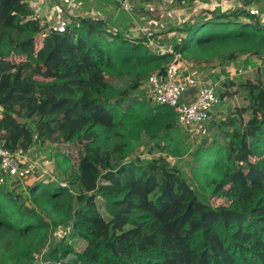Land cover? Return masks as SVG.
<instances>
[{
	"label": "trees",
	"instance_id": "1",
	"mask_svg": "<svg viewBox=\"0 0 264 264\" xmlns=\"http://www.w3.org/2000/svg\"><path fill=\"white\" fill-rule=\"evenodd\" d=\"M249 19L181 22L185 37L157 54L145 41H107L90 18L46 31L25 0H0V147H54L64 183L21 195L0 178V264H34L36 253L39 264H264V80L222 84L220 101L240 95L244 105L213 120L217 137L195 152L194 182L224 204L202 201L164 157L128 161L143 137L172 154L191 150L169 106L133 94L174 53L197 68L213 54H264V26ZM124 77L127 88L110 82ZM74 240L86 243L81 252Z\"/></svg>",
	"mask_w": 264,
	"mask_h": 264
},
{
	"label": "rangeland",
	"instance_id": "2",
	"mask_svg": "<svg viewBox=\"0 0 264 264\" xmlns=\"http://www.w3.org/2000/svg\"><path fill=\"white\" fill-rule=\"evenodd\" d=\"M169 1V0H168ZM243 1V0H242ZM257 0L253 1H247L246 3L249 4L250 2H256ZM264 0H259L257 2H261ZM129 2L132 4V8L135 9H146L147 6L151 7L156 6V8L161 7L162 9L160 10V13H155L154 11H149L151 14L149 15L148 19L146 21H155L158 22L161 21L162 23L165 24L166 22V15L169 14L170 10L172 8H182L185 10V16L187 18L182 21L185 22L187 26H193L195 27L196 25L203 24L208 21H215L218 19H223V20H233L237 19L240 22H249V18L252 19V21L256 22L259 26H264V17H262V10L259 13L258 16H248L245 13H240V10L237 9H230L227 12L221 11L219 9V3L216 4V7H213L211 11L206 10L208 8H201L196 7L190 3H192L190 0H174L173 4H165L163 5L160 0H129ZM189 2V3H188ZM218 6V7H217ZM209 7V6H208ZM218 8V9H217ZM173 10V9H172ZM207 11V12H206ZM162 14V17H161ZM166 14V15H165ZM170 16V15H169ZM189 16V17H188ZM66 21L68 22L69 26H75L78 25L81 20L87 19L85 18H71V17H65ZM151 19V20H150ZM249 19V20H248ZM144 24V21H142ZM52 25L53 22H51ZM128 25L126 24V27ZM180 27V26H179ZM179 27L169 29L167 32H164L161 34L162 40H166V37L164 36L168 32L175 31V41L182 39L185 37L186 33L183 29L186 28H181V30L177 29ZM105 34H106V40L111 42L114 38L120 39L125 38L126 40L132 42H143L146 41L147 37H142V35H132L129 30H123L119 32H115L114 28L112 29H107L104 28ZM178 33V34H177ZM150 37V36H149ZM151 38V37H150ZM173 38V37H172ZM175 41H170L168 44H164L165 50H171L172 47L174 46ZM113 42V41H112ZM145 43V42H144ZM219 52V51H218ZM213 51L212 53H218ZM219 53L225 55V51H220ZM207 56V55H206ZM209 60L205 61V64L202 65L201 62V68H197L194 65H189V63L182 57V61H186V64L188 65L189 69H196V70H206L204 73H210L211 70L216 69V66L220 67L221 73L217 78H221L220 81H218V85L216 86V92H223V87L222 84L226 80H236V79H242L246 80L249 78H260L264 80V54H259V55H241L235 62H227L224 59L221 60L216 54H213L211 56L207 57ZM204 67H208L207 69H204ZM222 68V69H221ZM149 77V76H148ZM216 78V79H217ZM148 79V78H147ZM147 79L142 83L140 89L138 91H135L133 96L141 101H151L153 102L151 96H150V89L147 83ZM212 80L210 76H208L207 81ZM110 82L112 85H114L118 89H124L127 88L131 80L129 77H124L122 79H111ZM240 95H236L230 99H225L223 101H220L219 105L216 106L212 112L210 113V116L205 124V132L201 136L200 140L198 141H191L188 136L180 130V134L185 136V141L186 143H190L191 145V150H189L187 153L183 155H177V154H172L168 151H162L158 147H154V145L150 144L147 140L146 137H143L142 142L140 147L138 148L137 151L132 153L128 161L134 160L135 157H139L141 159H146L150 160L151 158L154 157H164L167 159V161L174 166L175 168L178 169L179 173L181 174L182 178L194 189L197 191V193L200 196V199L205 202H209L213 207L219 206L221 204H224V201L222 199L216 198V197H209L205 195L202 190L196 185L193 179V169L198 167V161H197V156H196V150L197 149H202L201 146H203V141L204 139L208 140L206 146H210L212 141L217 137V133L215 130H210L207 129L210 125L211 122L214 120V122H218L220 119L224 118V116L227 114V112L231 109H233L235 106H242ZM162 146V143H161ZM152 151H149V150ZM54 147L50 148L47 146H40L39 144H34L33 147L30 148V150L26 153L25 156V165L21 169L24 168V170L21 171V174L19 175V179L11 180V178H8L7 181H3L6 183V186L9 188V190L13 191L16 194H21L26 193L27 190L34 186V185H41V186H49V185H55V184H61L63 185V177L61 174L55 169L54 166ZM199 155V154H197ZM71 194H75L74 190L70 191ZM24 197V196H23ZM28 204V203H27ZM99 208L101 213L104 214L103 209L101 208L99 204ZM45 216H47L46 213H44ZM64 236V230L63 228H59L56 230V232L53 233V237L55 240H59ZM66 238V237H65ZM83 243L81 240H78L75 242V250L77 252H81ZM38 253L34 254V259L33 262L34 264H39V262L36 260L37 259Z\"/></svg>",
	"mask_w": 264,
	"mask_h": 264
},
{
	"label": "built area",
	"instance_id": "3",
	"mask_svg": "<svg viewBox=\"0 0 264 264\" xmlns=\"http://www.w3.org/2000/svg\"><path fill=\"white\" fill-rule=\"evenodd\" d=\"M53 0H25V4L30 11V18L39 22L41 26H45V30L54 29L58 33L66 32L69 24L63 16H48L49 12L56 14L54 5H50ZM232 6V1L226 0ZM253 1V0H244ZM259 1V0H257ZM256 1V2H257ZM220 7L222 5L219 3ZM49 7V8H48ZM245 5L239 7L240 13L248 16L256 14ZM55 17V18H54ZM53 22L54 25L51 24ZM150 50L157 54H165V51L155 40L147 37L144 43ZM182 55L174 53L173 58L168 62L165 73L160 76L158 73H152L147 83L150 89V96L154 103L169 106L176 118L179 128L188 136L191 141L200 140L205 132V124L212 110L219 105L215 86L202 87L198 84L200 81L194 74H182ZM190 89L196 90L195 98L192 101L185 102L183 97L186 96ZM28 152V151H27ZM22 149L11 153L0 147V178H11V180L19 179L21 166L25 165L26 153ZM64 236L68 237L71 233L70 226L63 228ZM78 240H74L76 242ZM44 264V263H40Z\"/></svg>",
	"mask_w": 264,
	"mask_h": 264
},
{
	"label": "crops",
	"instance_id": "4",
	"mask_svg": "<svg viewBox=\"0 0 264 264\" xmlns=\"http://www.w3.org/2000/svg\"><path fill=\"white\" fill-rule=\"evenodd\" d=\"M163 5L169 4L170 8L173 4L174 0H160ZM194 8L199 7L201 10L203 8H208L206 10L211 11L213 7H216V4L220 3L222 7L219 6L221 11L227 12L230 9H237L242 5H245L244 8H249L254 11L256 14L254 16H258L262 10V17H264V1L261 2H250L247 4V1L242 0H235L232 1V6L226 0H190ZM189 3V2H188ZM54 5L56 9V14H52L49 12L48 16H63V17H71L75 18H87L96 21H102L104 23V28L112 29L114 28L115 32L129 30L132 35H142V37H151L155 40L161 47L168 44L170 41H175V31L168 32L164 36L166 40H162L161 34L167 32L169 29L176 28L182 21H184L187 16H185V10L182 8H172L169 14H165L166 22L165 24L161 21L155 22L153 20L146 21L149 15L151 14L149 11H154L156 14L160 13L161 7L156 8V6H151L146 9H135L132 8V4L129 0H53L50 5ZM209 6V7H208ZM217 6V7H218ZM49 8V7H48ZM218 9V8H217ZM207 12V11H206ZM170 15V16H169ZM253 15V14H251ZM148 16V17H147ZM162 17V14H161ZM186 17V18H185ZM189 17V16H188ZM55 18V17H54ZM150 18V17H149ZM144 21V24L143 22ZM126 24L128 25L126 27ZM178 34V33H177ZM173 37V38H172ZM165 44V45H164ZM164 49V47H162ZM165 50V49H164ZM167 51V50H165ZM170 51V49L168 50ZM182 65V74L181 75H188L194 74L197 79L200 81L198 86L202 87H209L212 85H218V81L221 78H217L221 73L220 67L216 66V69L211 70L210 73H204L206 70L200 71L196 69H189L186 61L183 60ZM190 65V64H189ZM208 67H204L207 69ZM222 69V68H221ZM208 76L212 80L207 81ZM217 78V79H216ZM216 87V86H215ZM196 90L190 89L186 96L183 97V101L189 102L195 98ZM2 110L0 108V114ZM29 151V150H28ZM83 246L81 251L85 248L86 243L82 241Z\"/></svg>",
	"mask_w": 264,
	"mask_h": 264
}]
</instances>
